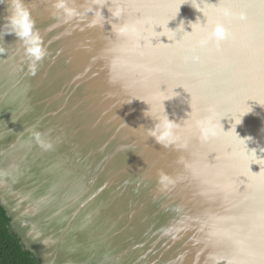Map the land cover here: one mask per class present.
<instances>
[{
  "label": "water",
  "instance_id": "obj_1",
  "mask_svg": "<svg viewBox=\"0 0 264 264\" xmlns=\"http://www.w3.org/2000/svg\"><path fill=\"white\" fill-rule=\"evenodd\" d=\"M55 2L24 0L48 50L33 74L0 0V206L21 246L40 264H264V0H66L70 21ZM193 2L228 39H160L206 23ZM165 113L167 146L148 135Z\"/></svg>",
  "mask_w": 264,
  "mask_h": 264
},
{
  "label": "clouds",
  "instance_id": "obj_2",
  "mask_svg": "<svg viewBox=\"0 0 264 264\" xmlns=\"http://www.w3.org/2000/svg\"><path fill=\"white\" fill-rule=\"evenodd\" d=\"M182 4L183 3H181V5ZM53 6L57 11L63 13L66 21H70L73 18L82 15V13L78 9L69 7L66 0H56ZM192 7H194L198 11L203 12L204 17H206V23L201 24L199 20L197 21V23H192L190 25L192 31L189 33L184 30L183 22H181L180 26L175 31L169 29L168 22L166 26H157L163 29L160 32L156 31L157 33L161 34L160 39L161 37H166L167 40L170 41L169 37L164 34L165 27L171 32H177L179 30L180 32H185L188 35H192L198 30L205 32L206 38L200 39L198 41V45L200 47H205L211 42H216L217 45H219L220 42L228 39L229 31L223 21H213L209 19L208 13L204 12L203 8H201L198 3L193 2ZM217 11L224 18H228L230 15V9L228 8H219L217 9ZM121 12L122 9L117 7L115 11L112 12V15L118 17L121 15ZM87 13H93V9L89 7L87 9ZM98 14L102 15L101 11ZM8 26L10 28V32L7 34H15V36L19 38V41L22 43L24 48V55L29 61L30 71L35 74L38 66L48 57V50L46 47H44L43 38L40 34V31L36 27L30 10L25 6L24 0H14L13 11L8 19ZM5 53L6 49L0 47V55H4ZM154 119L155 121H157V123L154 127L148 130V135L154 138L158 143L165 146L174 143L177 125L169 119V116L166 113L162 116L157 115ZM199 124L200 122L197 121V126H199ZM202 131L204 132V138L207 139L209 130L202 129ZM260 151L264 152V148H261ZM249 152L256 157L257 163L254 164L260 166L259 161L264 160V158H258L257 151L255 149ZM170 182L171 178L167 174H160V183L162 185L167 186V184Z\"/></svg>",
  "mask_w": 264,
  "mask_h": 264
},
{
  "label": "trees",
  "instance_id": "obj_3",
  "mask_svg": "<svg viewBox=\"0 0 264 264\" xmlns=\"http://www.w3.org/2000/svg\"><path fill=\"white\" fill-rule=\"evenodd\" d=\"M10 220L0 206V264H40L9 230Z\"/></svg>",
  "mask_w": 264,
  "mask_h": 264
}]
</instances>
